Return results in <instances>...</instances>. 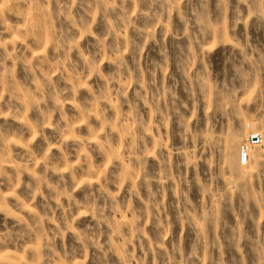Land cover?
Listing matches in <instances>:
<instances>
[{"label": "clouds", "instance_id": "clouds-1", "mask_svg": "<svg viewBox=\"0 0 264 264\" xmlns=\"http://www.w3.org/2000/svg\"><path fill=\"white\" fill-rule=\"evenodd\" d=\"M254 32L264 0H0V264H264Z\"/></svg>", "mask_w": 264, "mask_h": 264}, {"label": "rangeland", "instance_id": "rangeland-1", "mask_svg": "<svg viewBox=\"0 0 264 264\" xmlns=\"http://www.w3.org/2000/svg\"><path fill=\"white\" fill-rule=\"evenodd\" d=\"M252 39L253 40H258L262 43H264V33H253L252 34ZM145 55L146 57L147 56H152V57H155L156 56V52L152 50V45L149 44L148 46V49H146V52H145ZM232 55V51L230 48H228L227 50H223V49H218L217 52L214 54L215 56V68H216V71L220 74H223V70H224V60H225V57L226 56H230ZM2 122V121H0ZM11 123V121H10ZM79 195V193H78ZM3 216L0 215V228L3 227ZM13 221L9 220V227H11ZM112 261H113V264H116V261H117V257L116 256H112Z\"/></svg>", "mask_w": 264, "mask_h": 264}]
</instances>
